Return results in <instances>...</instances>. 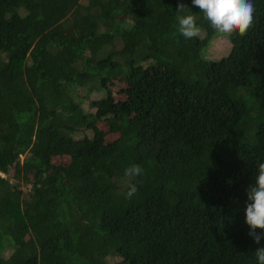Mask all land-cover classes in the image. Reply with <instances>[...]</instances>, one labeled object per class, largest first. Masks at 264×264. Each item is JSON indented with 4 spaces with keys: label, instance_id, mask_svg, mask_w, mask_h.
<instances>
[{
    "label": "trees",
    "instance_id": "1",
    "mask_svg": "<svg viewBox=\"0 0 264 264\" xmlns=\"http://www.w3.org/2000/svg\"><path fill=\"white\" fill-rule=\"evenodd\" d=\"M253 3V27L205 59L217 33L192 0H0V264H257ZM189 13L198 38L177 31ZM131 164L144 172L129 199Z\"/></svg>",
    "mask_w": 264,
    "mask_h": 264
},
{
    "label": "clouds",
    "instance_id": "2",
    "mask_svg": "<svg viewBox=\"0 0 264 264\" xmlns=\"http://www.w3.org/2000/svg\"><path fill=\"white\" fill-rule=\"evenodd\" d=\"M182 2L177 4V12H183ZM192 5L199 8L212 29L221 35L231 36L238 32L244 36L253 27L255 6L253 0H192ZM177 31L185 39L198 38L201 28L194 14L179 15ZM144 169L139 164L129 165L124 172L128 178L126 198H132L138 191L135 178L142 175ZM245 222L249 226L248 235L256 244L264 239V162L258 164L255 183L247 189ZM260 229V232L256 230ZM257 264H264V246L255 250Z\"/></svg>",
    "mask_w": 264,
    "mask_h": 264
},
{
    "label": "rangeland",
    "instance_id": "3",
    "mask_svg": "<svg viewBox=\"0 0 264 264\" xmlns=\"http://www.w3.org/2000/svg\"><path fill=\"white\" fill-rule=\"evenodd\" d=\"M231 36H225L221 34H216L214 38L211 40V42L208 44V46L204 49L203 51V58L205 59H212V58H219L222 55L228 53L231 47V41H230ZM126 80L122 79H115L114 81L111 82V87L112 89L117 93L118 96L122 97L123 94L121 92L117 91V88L120 87V85H125ZM102 93L99 91L93 92L89 98L85 99L83 101V106L86 109H93V106L91 105V100L93 97H97ZM112 262H116L115 259H112Z\"/></svg>",
    "mask_w": 264,
    "mask_h": 264
}]
</instances>
